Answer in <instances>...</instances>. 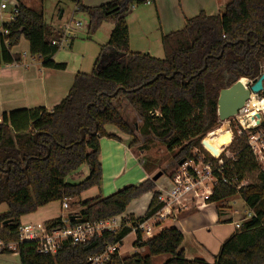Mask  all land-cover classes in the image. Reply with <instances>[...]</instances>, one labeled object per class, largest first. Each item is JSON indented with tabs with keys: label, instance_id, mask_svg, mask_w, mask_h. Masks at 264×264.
Wrapping results in <instances>:
<instances>
[{
	"label": "trees",
	"instance_id": "obj_1",
	"mask_svg": "<svg viewBox=\"0 0 264 264\" xmlns=\"http://www.w3.org/2000/svg\"><path fill=\"white\" fill-rule=\"evenodd\" d=\"M71 1L77 12L87 16L88 34L104 21L112 23V29L91 72L76 73L58 104L50 110L20 108L1 115L0 204H5L6 210L0 213V241L4 244L0 254L16 253L19 264H87L107 246L122 243L130 233L128 227L76 245L66 240L55 254H43L37 242L20 241L18 233L23 215L99 186V140L120 141L105 130L106 125H112L132 137L127 142L129 148L136 142L135 130L144 138L154 137L168 151L178 148L173 155L175 164L201 153L215 165L216 160L203 150L200 141L204 140L213 155L218 154L220 146L230 143L233 159L223 154L219 157L223 160L222 173L233 179L232 184L219 181L208 203L238 197L254 216L222 242L212 262L186 258L181 249V231L169 226L145 240L137 233L133 246L145 251L126 257L116 252L106 264H152L153 257L159 255L168 256L162 264H264V172L246 145V135H237L234 126L232 140L215 141L220 140L219 132L204 138L218 126L219 91L239 78L259 75L264 62V0H230L219 14L200 12L187 19L182 29L161 36L162 59L128 49L125 15L146 0H112L93 7L81 0ZM17 9L14 20L2 24L6 32H0V65L21 62V54L12 49L23 38L28 43V54L38 57L43 67L64 69V63L53 61L59 46L51 43L61 36L56 33L49 38L42 11L20 1ZM129 109L140 121L137 128L130 125L124 113ZM95 124L96 134H92ZM81 131L85 134L82 141ZM210 138V142L215 141L212 146L207 145ZM82 165L88 168L87 176L76 183L67 182L66 177ZM247 179L249 182L235 188ZM155 188V182L148 178L107 196L79 200V209L68 217H76L72 224L108 219L122 214L133 199L150 192L144 214L137 218L129 215L131 223L141 222L161 207ZM221 207H216L217 211ZM44 226L48 232L62 228V219L48 220ZM8 244L14 248H8Z\"/></svg>",
	"mask_w": 264,
	"mask_h": 264
},
{
	"label": "crops",
	"instance_id": "obj_2",
	"mask_svg": "<svg viewBox=\"0 0 264 264\" xmlns=\"http://www.w3.org/2000/svg\"><path fill=\"white\" fill-rule=\"evenodd\" d=\"M17 1L30 7H32L34 3L33 0ZM110 1L112 0H81L83 4L91 7ZM229 1L230 0H154V2H151L150 5H145V7L138 9L134 7L125 15L128 28V49L130 52L147 53L151 57H154L148 46L155 40L156 35L159 40H161L162 35L182 29L187 19L198 15L200 12H204L206 15L210 16L219 14ZM7 10L9 14L10 6ZM1 12L2 10L0 9V18ZM154 14L158 17L159 27L157 30H159H154L156 35L153 33L149 34L143 30L141 32V41L142 43H147V45H145L147 46L146 49H133L139 46L131 41L132 25L136 23L141 25L152 24L148 22V18L152 17ZM132 21H135V24H133ZM3 23L4 22L1 23L0 32L2 31ZM102 23L100 25H102ZM107 23H109V28L107 29V35L109 36L112 23ZM55 30L56 29H52V31H50L49 36H51V38H53L55 32L65 35L62 29H57L58 31ZM103 44H101L100 47ZM132 44L135 47H133ZM71 45L72 40L71 43H69V46ZM25 49L28 51L27 42ZM15 52L21 54L20 63L0 65V120L3 112L13 109L43 107L46 110H50L65 97L73 84L76 73H84L78 69L74 73H70L69 76V73L65 72L67 64L65 62H58V59L55 57L56 55L53 56V61L56 63H64L65 68L62 70L43 67L38 57H31L29 54L26 55V52ZM105 130L108 133L116 135L120 140L116 141L107 138H101L99 140V161L101 163L100 187L108 192L106 194H111L119 188H122V186L138 184L145 179H150L154 170L150 167L142 168L140 166L138 157L134 155L132 148L128 147L127 142L129 136L118 132L112 125H106ZM158 180L159 179L154 181L156 188L159 185ZM150 199V192L141 195L140 199H133L132 201L135 206L133 205L132 208H129L127 205L123 214L128 216L132 215L134 218L141 217L146 211ZM204 208H207V206ZM204 208H193L187 212L185 211V214H178L180 219H178V221L176 220L178 223L175 227H177L183 235L181 249L186 258H198L207 262H212L222 242L233 234L235 232L234 230H236L237 226H240L242 222L239 217L235 220L231 215L229 216V214H226V207L220 208L219 211L216 210L212 213L208 212L207 218H202L199 216L200 214L196 213ZM229 208L228 210H232V207L231 209ZM161 228H163L162 225ZM133 239L135 240V237ZM144 251L145 249L141 248L138 252L142 253ZM157 257L162 258H158L160 261L157 260L158 263L156 264H162L166 259L163 255L155 256L152 259V264H154V258ZM4 261L10 262V264H19L16 253L0 254V264H6Z\"/></svg>",
	"mask_w": 264,
	"mask_h": 264
},
{
	"label": "built area",
	"instance_id": "obj_3",
	"mask_svg": "<svg viewBox=\"0 0 264 264\" xmlns=\"http://www.w3.org/2000/svg\"><path fill=\"white\" fill-rule=\"evenodd\" d=\"M144 3L150 4L151 1L146 0ZM17 4V0H2L0 3L1 10L7 9L10 6L8 22L14 20L18 11ZM77 25L80 26V23L78 22ZM1 32L5 33L6 31L2 30ZM64 40L65 38L58 41L52 40L51 43L57 44L60 47ZM259 70L260 75L264 71V62L260 65ZM258 77L254 79H239H243L245 88L249 89ZM263 92L264 81L262 83V90L259 93L250 91L248 100L237 110L235 115L225 121L218 120L220 124L214 132L224 128L230 132L231 140L233 138V126L236 129L237 135L244 133L246 135L247 147L264 172V109L253 112V107L251 106L252 99H264L261 96ZM229 144L220 146L221 152L217 155H213L204 144L201 145L216 160L215 165L211 161L206 160L204 155L196 156L195 159L188 158L182 160V163L174 169L172 176L166 178V184H159L156 188L157 202L161 204V207L152 216L141 222L131 223L129 216L122 213L95 222L72 224L71 221L75 220L76 217L67 216L65 219H62V228L54 229L50 232L46 230L44 224H21L18 230L19 240L35 241L40 253L55 254L66 240L70 245H76L84 243L94 236H101L103 233L113 234L123 227H128L135 237L139 233L141 240L150 238L161 229L162 222L165 219L175 218L182 211L206 207L212 196L213 188L219 181L226 185L232 184L233 179L227 178L222 173L223 160L219 157ZM196 153L197 150L194 154ZM224 156L233 159L232 154L228 156L224 154ZM245 184L244 180L239 181L235 185V188L238 189ZM67 202V199L62 200V209L68 208ZM239 211L234 210L235 213H240ZM252 216L254 214L246 208V210L242 211L239 219L243 222ZM13 246V244L7 245L10 249H13ZM3 247L4 244L0 241V251ZM118 248L119 244L107 246L100 254L90 257L87 264H106L110 261L113 254L118 253Z\"/></svg>",
	"mask_w": 264,
	"mask_h": 264
},
{
	"label": "rangeland",
	"instance_id": "obj_4",
	"mask_svg": "<svg viewBox=\"0 0 264 264\" xmlns=\"http://www.w3.org/2000/svg\"><path fill=\"white\" fill-rule=\"evenodd\" d=\"M34 3L32 4V7L37 10H41L43 13L44 22L47 25L48 32L52 31V29H56L55 31H58L57 29H62L65 33L59 34L58 32H55L61 36L60 40L62 38H65L63 41V44L59 47L58 51L56 52V59H58V62H65L67 64L66 67V73H74L76 70L80 69L81 72L89 74L92 70L93 63L95 59L97 58V55L99 53L100 45L107 42V29L109 28V23L107 21H104L102 25H99L97 29L92 33L88 34L86 25H87V16L82 12H77L75 10L74 2L71 0H33ZM2 1L0 0V3ZM32 2V1H31ZM151 4V3H150ZM148 4V5H150ZM147 5L146 3L138 5V8L145 7ZM9 16L8 10H2L1 12V18H0V26L2 22H7V17ZM148 18V17H147ZM80 23V26L78 27L77 23ZM148 22H151L152 24H145L141 25L139 23L135 24V21H132L133 24L131 28V41L133 43H136L139 47L133 48V49H146L147 43H142L141 41V32L144 30L145 32L149 34H155L154 30L158 31L157 28L159 27L158 24V17L154 14L152 17L148 18ZM156 35V34H155ZM51 39V36H50ZM72 45L69 46V43ZM26 41L24 39H21L16 47H14L12 50L19 51V52H26V55H28L27 49H25ZM133 45V44H132ZM133 47H135L133 45ZM151 52L154 55V58L162 59L163 58V49L160 44L159 38L155 37V40L151 42V45L148 46ZM37 59V58H36ZM119 105V104H118ZM125 115H127L129 123L132 127H138L140 125V121L138 117L135 115V113L132 110H128L124 112ZM220 123H218L219 126ZM217 126V127H218ZM217 127H214L212 130H210L205 137L212 134ZM217 132L215 133V135ZM218 138L220 140L215 141H222L230 139V132L225 130L224 128L221 129L218 133ZM220 135H222V138H220ZM229 136V137H226ZM134 137L136 138V142L134 143L132 150L136 157L141 158V160H138L140 163V166L143 168L150 167L154 170V174L157 172H161L162 175L158 178V184H166V178H168L167 173L173 172V170L179 165L180 163L175 164L173 161V155L178 151V148H174L172 151L166 150L165 146L156 140L154 137H143L141 136L136 130L134 131ZM214 137V136H213ZM212 137V138H213ZM207 142L208 146H212V144L215 142H210L211 139ZM226 138V139H225ZM132 140V137H128V142ZM200 144H203V140L200 141ZM204 150V149H203ZM196 150H194L195 152ZM193 152V153H194ZM209 156H212L207 150L205 151ZM219 152H221V149H219ZM218 152V153H219ZM225 155H230V151L228 146L225 148V150L221 153ZM203 154L200 153L199 156ZM182 163V162H181ZM88 173V168L86 165H82L75 173H72L66 177L67 182L76 183L81 180H83ZM166 173V174H165ZM152 175V176H153ZM101 182V181H100ZM244 182H249V180H244ZM159 186V185H158ZM99 186L91 187L85 191H83L79 197H75L68 200V208L62 209L60 206V201H53L45 206L38 207L36 211L23 215L20 218L21 224H44L48 220L61 218L65 219L68 214L74 213L79 209L78 202L79 200L83 201L86 199H89L91 197H95L97 195L107 196L109 194H106V190L102 189L100 187L99 192ZM124 187V186H122ZM120 189V188H119ZM136 199H140L136 198ZM140 201V200H139ZM137 201V202H139ZM136 202V203H137ZM234 202V203H233ZM134 205L133 201L128 204L129 208H132ZM135 206V205H134ZM225 208L226 214H229L233 217V219H238V217L241 216L242 211L246 210L245 205L243 204L242 200L238 197H234L232 199H226L224 202H216V203H209L207 204V208L199 210L198 213L200 214L202 218H207L208 212L212 213L215 212L217 209L216 207ZM230 207V208H229ZM233 208L232 210H228ZM6 210L5 204H0V213L4 212ZM234 210H240V213H235ZM187 212V211H186ZM185 211L180 212L179 214H185ZM194 213V214H195ZM178 219H180V216L178 215L175 218H167L162 222V227H169V226H176L178 223ZM177 220V221H176ZM239 228L237 226L236 230ZM234 230V231H236ZM206 232V230H205ZM215 232V231H214ZM157 233V232H156ZM135 235L133 233H129L126 235L122 243L120 244L118 251L119 255L126 257L133 253H136L139 251L136 247L133 246V238ZM143 253V252H142ZM164 258H168V256L163 255ZM6 258V257H2ZM162 257L154 258V264L158 263L157 260L160 261ZM165 259V260H166ZM5 260V259H2ZM164 260V261H165ZM163 261V262H164ZM6 264H10V262L4 261ZM19 262V261H18Z\"/></svg>",
	"mask_w": 264,
	"mask_h": 264
},
{
	"label": "water",
	"instance_id": "obj_5",
	"mask_svg": "<svg viewBox=\"0 0 264 264\" xmlns=\"http://www.w3.org/2000/svg\"><path fill=\"white\" fill-rule=\"evenodd\" d=\"M242 80L243 79H238L229 87L223 88L219 91L216 102V112L219 121H225L235 115L237 110L241 108L248 100L250 91L253 93H259L262 90L264 71L259 75V77L255 80V82L250 86L249 89L245 88ZM96 128L97 124H95V130L92 134H96ZM84 137L85 134L83 131H81L80 141H82ZM181 162L182 161H180L179 163ZM161 175V172H157L151 177V179L153 181H156Z\"/></svg>",
	"mask_w": 264,
	"mask_h": 264
},
{
	"label": "bare ground",
	"instance_id": "obj_6",
	"mask_svg": "<svg viewBox=\"0 0 264 264\" xmlns=\"http://www.w3.org/2000/svg\"><path fill=\"white\" fill-rule=\"evenodd\" d=\"M251 106L253 107L252 108L253 112L263 110L264 109V99L263 100L256 99V98L252 99ZM221 129H223V128H221ZM219 131H217V133ZM220 138H222V135H220ZM230 139H231V135H230Z\"/></svg>",
	"mask_w": 264,
	"mask_h": 264
}]
</instances>
